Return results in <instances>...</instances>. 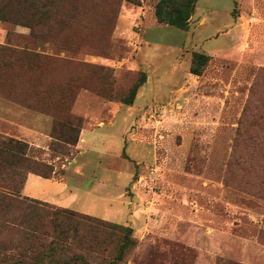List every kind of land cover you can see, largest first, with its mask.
<instances>
[{
	"label": "rangeland",
	"instance_id": "rangeland-1",
	"mask_svg": "<svg viewBox=\"0 0 264 264\" xmlns=\"http://www.w3.org/2000/svg\"><path fill=\"white\" fill-rule=\"evenodd\" d=\"M159 1L50 0L41 22L57 24L34 34L0 19V138L27 142L36 164L77 189L49 204L112 232L70 239L67 254L84 257L72 264H109L110 223L137 241L121 264H264V0H198L187 29L159 21ZM194 52L211 56L201 75ZM106 122L79 171L82 129ZM34 170L0 163V183L47 202L23 193ZM22 230L0 227V264L20 259Z\"/></svg>",
	"mask_w": 264,
	"mask_h": 264
},
{
	"label": "trees",
	"instance_id": "trees-1",
	"mask_svg": "<svg viewBox=\"0 0 264 264\" xmlns=\"http://www.w3.org/2000/svg\"><path fill=\"white\" fill-rule=\"evenodd\" d=\"M39 1H43L44 4L40 5ZM49 1L0 0V19H11L25 24L34 34L37 27L50 22H41L42 19L49 18L53 12ZM197 1L160 0L157 3L155 14L159 21H166L181 29H187ZM56 24L57 22L49 24L47 31L54 30ZM210 59L211 56L207 53L194 52L190 72L201 75ZM146 78L145 75L142 76L139 82L132 87L125 98L126 103L134 102L138 88L146 82ZM259 84L260 79L257 80L253 90H258ZM248 107L249 105L246 109ZM69 116L74 120H79V117L71 114ZM78 140L79 137L76 136L68 142L77 144ZM29 148V144L23 140L0 138V163L29 169L36 165L37 170H34V173L51 178L54 172L53 166L47 163L36 164L37 162L28 155ZM16 189L15 185L8 182L0 183V227L6 226L7 229H13V226L19 225L24 229L18 234L20 243H22L21 257L8 264H28L29 258L38 260V264H72L73 260L84 257L82 253H74L73 256L67 254L72 252L70 239L83 242L93 241L98 239V232L109 231L108 228L101 226L103 223L89 215L78 214L69 208H57L48 202L21 197ZM110 225L116 236V256L109 264H121L120 261L123 262L136 247L137 241L130 226L114 223ZM35 252L36 254L31 257Z\"/></svg>",
	"mask_w": 264,
	"mask_h": 264
},
{
	"label": "crops",
	"instance_id": "crops-1",
	"mask_svg": "<svg viewBox=\"0 0 264 264\" xmlns=\"http://www.w3.org/2000/svg\"><path fill=\"white\" fill-rule=\"evenodd\" d=\"M204 18L207 20L205 16ZM225 33L226 34L230 33V30H226ZM225 48H223L224 52H225ZM210 50L208 52L211 54H214V52H216L213 49H210ZM218 53H221V52H218ZM148 81H150V77L147 79L146 83ZM105 127H109V128L112 127L111 122L110 123L106 122L102 126H95L92 128L85 127L82 129L81 138H80L79 143L77 144V149L79 150L78 152L79 154H77V156L74 158V161L77 162L76 168L79 171H81V169H83V167L87 165L85 160L84 161L82 159L80 160V157H83V155L87 153L89 146L93 144V140L95 141L98 137H104L101 134L102 133L101 130H104ZM88 131H90L91 133L92 132H96V133L95 134L92 133L93 136H90L87 134ZM99 132L101 133L99 134ZM111 133L112 131H109L108 134H105V137L108 141H110V139L113 138L114 136V134L111 135ZM91 137L93 140L91 139ZM38 145H40V147L43 146L42 144H39V143ZM29 149L31 150V146ZM97 165H100V166H94V167L96 168L101 167L102 168L101 171L104 170L107 172L108 169L110 168L108 165H104V163L102 162H98ZM68 188L69 186L67 185V183H65L64 181L58 180L54 177L47 178V177L41 176L36 173H29L26 179L25 186L23 188V193L26 195H30L32 197L38 198V199H42L47 202L65 204V203L71 202L74 199L75 192L77 191L76 189L74 190V192H70V189Z\"/></svg>",
	"mask_w": 264,
	"mask_h": 264
}]
</instances>
